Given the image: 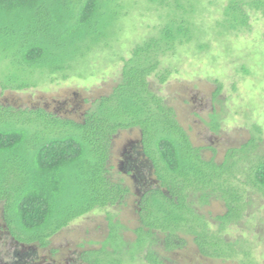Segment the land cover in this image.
<instances>
[{"label": "trees", "instance_id": "16d2710c", "mask_svg": "<svg viewBox=\"0 0 264 264\" xmlns=\"http://www.w3.org/2000/svg\"><path fill=\"white\" fill-rule=\"evenodd\" d=\"M148 1L170 9L164 26L122 59L119 83L79 118L44 108L0 105V206L5 229L19 246L47 249L51 239L74 221L124 203L131 190L111 177L113 142L121 132L138 130L148 176L145 170L141 178L135 175L144 188L138 193L136 240L127 243L122 227L109 217V235L102 247L83 252L81 260L125 264L114 245L120 241L127 249L140 247V256L150 264H164L156 248L182 250L190 237L202 257L230 260L242 254V264H253L251 254L236 249L225 232L254 211L258 196L264 198L262 131L253 126L249 141L228 150L220 163L203 157V150L178 123L175 110L150 84L152 77L161 84L168 81L172 72L161 71L162 58L195 38L196 0L190 12L183 9L182 0ZM125 6L123 0H0V60L8 64L1 89L35 88L40 84L37 76L67 79L80 62L118 40L116 25L124 19ZM245 7L264 15V0H232L217 27L224 34L248 28ZM220 93L221 86L215 99ZM210 119L211 130L218 134V116ZM213 201L226 210L213 219L215 230L200 213Z\"/></svg>", "mask_w": 264, "mask_h": 264}, {"label": "rangeland", "instance_id": "374dc122", "mask_svg": "<svg viewBox=\"0 0 264 264\" xmlns=\"http://www.w3.org/2000/svg\"><path fill=\"white\" fill-rule=\"evenodd\" d=\"M231 1L196 0L195 38L162 58L161 71L172 72L165 84L156 77L150 79L152 90L175 110L177 121L187 131L192 144L203 150L205 159H215L218 163L224 160L228 150L249 141L253 126L260 127L264 139V15L245 7L250 18L248 28L224 34L225 30L217 26ZM192 3L193 0L181 1L183 9L189 12ZM123 4H126L124 19L116 25L115 32L118 40L109 48L88 56L68 73L67 79L61 75L37 76L40 84L24 91H3L0 87V105L18 110L44 108L74 119L96 99L109 95L120 81L122 59H128L136 45L155 36L170 12L167 7L148 0H123ZM7 69L8 64L0 60V79L5 78ZM219 86L221 93L215 99ZM213 114L220 122L218 134L210 128ZM139 140L140 132L131 130L121 132L113 142L109 170L114 181L123 180L130 188L126 201L74 221L51 239L47 249L14 243L5 229L0 206V264H85L80 257L82 253L100 249L107 239L109 217L122 227L124 240L133 243L134 231L139 227L138 193L144 188L123 164L130 154V145H137ZM254 205V211L245 216L240 226L228 228L225 238L236 244V249L242 247L250 253L253 264H264V198L258 196ZM225 211L224 205L216 201L200 209L214 230L213 219ZM186 239L187 245L182 250L166 252L161 246L156 248L164 264H242L244 260L242 254L230 260L202 257L193 239ZM114 245L125 264H150L140 256L142 249L137 245L130 249L120 241Z\"/></svg>", "mask_w": 264, "mask_h": 264}, {"label": "flooded vegetation", "instance_id": "af4514ba", "mask_svg": "<svg viewBox=\"0 0 264 264\" xmlns=\"http://www.w3.org/2000/svg\"><path fill=\"white\" fill-rule=\"evenodd\" d=\"M138 145L139 142L137 145L136 144L130 145V154L128 153V156L125 157L126 161L123 164L125 165L124 167L126 169L130 170V172H133L135 180H136L135 175H139V177L141 178L142 172L146 170V165L144 162H142L144 160V157L140 154L141 151Z\"/></svg>", "mask_w": 264, "mask_h": 264}]
</instances>
